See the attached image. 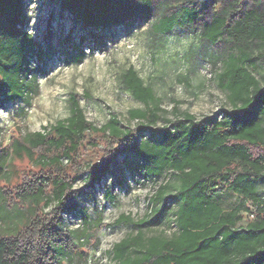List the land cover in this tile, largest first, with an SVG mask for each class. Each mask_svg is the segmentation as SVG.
I'll return each mask as SVG.
<instances>
[{
    "label": "trees",
    "instance_id": "16d2710c",
    "mask_svg": "<svg viewBox=\"0 0 264 264\" xmlns=\"http://www.w3.org/2000/svg\"><path fill=\"white\" fill-rule=\"evenodd\" d=\"M242 2L237 0L228 15L214 13L202 23L204 39L244 48L229 53L218 74L232 107L221 117L198 120L189 112L173 110V117L159 124L165 109L130 67L122 75L123 85L144 105L128 113L139 121L134 128L124 127L115 114L96 127L73 95L67 118L14 141L15 157L34 158L38 151L37 163L45 171L19 187L14 198L0 189V264H61L59 249L72 248L75 239L61 227L62 213L76 211L83 192L73 188L75 178L85 173L88 187H94L114 160L127 154L141 160L138 168L146 176L171 179L160 184L151 201L156 205L171 199L177 205L173 211L177 232L172 237H146L139 230L123 238L112 249L115 264H264V196L259 191L264 180V83L251 70L264 60V54L245 50L254 42L264 44V0H254L247 9ZM59 3L75 24L94 30L149 20L154 13L153 0ZM24 5L23 0H0V106L17 100L29 106L43 73L41 67L33 66L34 57L42 58L43 53L23 27ZM198 19L195 9L183 14L174 10L164 14L153 29L166 35ZM84 57L83 49H78L72 60L82 62ZM95 137L100 140L93 141ZM100 141L104 146L97 152L99 162L78 167L82 146L97 148ZM10 159L9 150L0 143V181ZM65 161L77 164L76 177L67 175ZM228 191L240 194L249 204L224 210L214 197ZM42 207H51L47 219L40 216ZM246 211L253 217L239 227ZM123 221L132 219L122 216L118 223Z\"/></svg>",
    "mask_w": 264,
    "mask_h": 264
},
{
    "label": "rangeland",
    "instance_id": "374dc122",
    "mask_svg": "<svg viewBox=\"0 0 264 264\" xmlns=\"http://www.w3.org/2000/svg\"><path fill=\"white\" fill-rule=\"evenodd\" d=\"M23 1L26 14L23 27L43 53L42 58L34 57L33 66L41 67L43 73L38 76V89L29 106L19 100L0 106V143L11 155L0 189L9 198H14L19 187L45 171L37 163L38 151L34 158L15 157L14 141L67 118L71 96L78 97L86 118L96 127L106 124L112 114L117 115L124 127L138 125L139 121L131 119L128 113L131 109H143L144 105L122 82V75L130 67L153 89L165 109L161 125L173 117L170 113L173 110L189 112L201 120L221 117L225 110L232 109L227 91L218 83V74L226 56L244 48L204 39L202 23L214 13L228 15L237 0H153L154 13L149 20L137 19L109 30L75 24L74 17L61 8L59 0ZM253 1L243 0V8L251 7ZM186 9L199 11L194 24L176 26L166 35L154 31V24L164 14L174 10L183 14ZM78 49L85 52L82 62L72 60ZM245 50L253 55L264 54V44L254 42ZM251 70L264 83V60ZM99 140L95 137L93 141ZM103 146L101 141L97 148L82 146L78 167L99 162L97 152ZM140 163L132 154L117 157L109 173L94 187H88L85 173L75 178L73 188L83 192L78 198V209L62 213L61 227L75 239L72 248L59 249L61 264H115L112 249L123 238L139 230L146 237H172L177 232L173 215L177 205L171 199L156 205L151 201L160 184L171 179L146 176L138 168ZM64 164L67 175L76 177L77 164L66 161ZM259 191L264 196V180L260 181ZM214 199L224 210L249 204L232 191L217 193ZM41 209V218L47 219L51 207ZM122 216H130L132 221L118 223ZM252 217L250 212H244V220L238 226L245 227Z\"/></svg>",
    "mask_w": 264,
    "mask_h": 264
},
{
    "label": "built area",
    "instance_id": "2783aa9c",
    "mask_svg": "<svg viewBox=\"0 0 264 264\" xmlns=\"http://www.w3.org/2000/svg\"><path fill=\"white\" fill-rule=\"evenodd\" d=\"M253 216V215H252Z\"/></svg>",
    "mask_w": 264,
    "mask_h": 264
}]
</instances>
